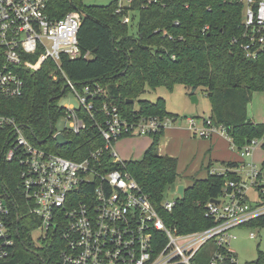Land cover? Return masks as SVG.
Here are the masks:
<instances>
[{
    "label": "trees",
    "instance_id": "16d2710c",
    "mask_svg": "<svg viewBox=\"0 0 264 264\" xmlns=\"http://www.w3.org/2000/svg\"><path fill=\"white\" fill-rule=\"evenodd\" d=\"M118 1L107 5H84L81 0H50L47 13L59 18L69 11H78L81 23L77 33L82 55L60 58V67L78 89L98 84L106 89L103 100L116 104L123 116L133 120L138 116H171L162 98L155 102L135 100L146 87H164L172 91L176 85L201 88L210 101L208 116L213 124L221 126L236 147L251 139L261 140L264 149V123L254 124L247 107L252 93L264 91V55L246 58L232 38L240 33L242 5L233 0H132L116 12ZM130 16L124 23L123 17ZM135 31L130 28L135 23ZM0 51V61H1ZM24 88L21 96H0V114L11 116L22 126L35 145L73 160L83 159L90 150L103 147V139L89 115H81L86 128L78 134H67L69 143L58 145L54 138L55 124L64 115L59 105L69 87L56 65L48 60L36 71L19 68ZM55 73L53 78L52 74ZM130 99L133 101L130 102ZM99 118L101 113H97ZM6 130L0 129V181L13 202V216L18 237L11 255L0 264H57L62 241L59 236L47 237L36 246L30 238L33 221L26 214L18 168L3 159L2 139ZM164 130L151 134L152 142L139 161L112 163L104 152L108 168L129 172L157 209L166 226L178 233L203 229L213 224L205 217V205L220 196L222 187L237 180L233 170L236 162L225 163L222 174L208 172L203 179H194L184 189L183 197L172 211L160 207L163 193L178 176L177 158L158 153L159 137ZM261 177L264 169L262 164ZM260 187V186H258ZM25 211V213H24ZM264 227V214L244 226ZM212 244L203 246L197 255L205 264ZM253 264H264V251H258Z\"/></svg>",
    "mask_w": 264,
    "mask_h": 264
},
{
    "label": "built area",
    "instance_id": "2783aa9c",
    "mask_svg": "<svg viewBox=\"0 0 264 264\" xmlns=\"http://www.w3.org/2000/svg\"><path fill=\"white\" fill-rule=\"evenodd\" d=\"M49 1L0 0V96H21L24 83L19 68L36 71L50 60L66 78L67 93L78 102L76 106H63L66 126L55 130L53 138L57 132L66 138L84 130L83 112L92 118L104 144L83 159H69L35 145L15 118L0 114V129L7 131L2 139L3 159L18 168L26 214L33 221L31 241L36 231L40 242L57 234L63 243L57 264H201L197 255L208 243L212 249L205 264H237L230 248L231 240L237 238L234 230L264 214V203L253 205L246 194L249 187L257 186L262 172L251 157L252 146L261 140L251 139L241 147L231 142L240 157L248 159H242L233 169L238 179L222 187L220 196L214 198L218 202L206 203L204 215L212 225L186 233L166 226L133 176L123 169L108 168L103 154L107 152L112 163L122 162L114 151L117 140L165 130L175 119L166 115L129 120L116 104L106 100L98 109L96 101L106 97V89L98 84L78 89L60 67L62 56L87 57L78 46L81 15L69 11L59 18L51 17L47 13ZM131 1L119 2L116 12ZM233 1L243 8L241 30L232 43L246 58L256 59L264 55V0ZM123 22L129 23L130 16L125 15ZM190 122L193 127L192 119ZM202 123L200 137L209 139L218 134L231 141L224 128L209 117L202 118ZM196 130L193 128L194 134ZM208 172L222 174L225 170ZM178 198L163 199L160 207L170 212ZM12 206L0 181V260L11 255L18 237L15 225L20 217L13 216ZM254 237L250 232L249 238Z\"/></svg>",
    "mask_w": 264,
    "mask_h": 264
},
{
    "label": "rangeland",
    "instance_id": "374dc122",
    "mask_svg": "<svg viewBox=\"0 0 264 264\" xmlns=\"http://www.w3.org/2000/svg\"><path fill=\"white\" fill-rule=\"evenodd\" d=\"M114 0H81L84 5H107ZM127 4V0H117ZM135 23L130 28L135 31ZM53 78L56 76L52 74ZM192 88L183 85H176L172 91L164 87L150 89L148 87L140 94L134 102L138 107V100H148L155 102L162 98L165 102L167 112L177 115L163 134L159 137L161 143L166 141L167 149L165 152L172 157L177 158L178 176L166 188L163 193V199L178 198V186H184V189L190 186L194 179H203L208 175L209 165L222 170V160L242 161L248 159L241 158L237 149H232L225 137L213 136L212 141L202 139L198 131L203 128L202 118L210 115V101L201 88L194 91L197 102H191ZM78 104L76 97L67 93L59 100V105L76 106ZM249 118L254 124L264 123V91H255L252 93L251 101L247 107ZM191 119L194 126H191ZM66 126L63 117L59 118L55 124V130L61 131ZM196 128V134L193 132ZM152 137L145 135H132L120 138L114 143V151L120 161H139L142 159L145 151L148 149ZM260 141L252 146L251 157L259 168H263L264 149ZM160 148L161 144H160ZM264 172V169H263ZM257 186L249 187L246 191L248 201L253 205L264 203V175ZM260 186V187H258ZM253 232L256 237L249 238V233ZM237 238L231 240L230 248L234 251L237 264H253L257 258L258 251H264V227L241 226L234 230ZM39 231L32 234V242L40 246L38 240Z\"/></svg>",
    "mask_w": 264,
    "mask_h": 264
},
{
    "label": "water",
    "instance_id": "95a60500",
    "mask_svg": "<svg viewBox=\"0 0 264 264\" xmlns=\"http://www.w3.org/2000/svg\"><path fill=\"white\" fill-rule=\"evenodd\" d=\"M196 90V87H192V91H191V102L196 103L197 99L196 96H194V91ZM133 100L130 99V102H132ZM54 140L58 145H65L67 143H69V141L65 138V136L61 133V132H57L54 135ZM264 175V172H263ZM183 193H184V186L180 185L178 186V194L180 196V198L183 197ZM210 202H218V200L216 199H210Z\"/></svg>",
    "mask_w": 264,
    "mask_h": 264
},
{
    "label": "crops",
    "instance_id": "0c3cea01",
    "mask_svg": "<svg viewBox=\"0 0 264 264\" xmlns=\"http://www.w3.org/2000/svg\"><path fill=\"white\" fill-rule=\"evenodd\" d=\"M219 136V137H222V136H220V135H218V134H214L213 136ZM213 136L211 137V138H209V139H205V138H202V139H205V140H208L209 142L210 141H212V139H213ZM227 141H228V143L230 144V147H231V141L230 140H228L227 139ZM160 144H161V147H162V149L160 148ZM167 144H166V141H163L162 143H161V141H160V139H159V143H158V153L160 154V155H169V154H167L166 152H165V150L167 149V147H165ZM232 148V147H231ZM232 149H235V148H232ZM169 156H171V155H169ZM229 161H233V160H229ZM229 161H225V160H222L221 162H222V170L221 169H216V168H214L213 167V165H209V166H212V167H208L209 169H216V170H219V171H224V170H226L227 169V167H226V165H225V163H227V162H229ZM234 162H236V167L241 163L240 161H234ZM235 167V168H236ZM208 169V170H209ZM262 177V176H261ZM261 177H259V179H258V181L259 180H261Z\"/></svg>",
    "mask_w": 264,
    "mask_h": 264
}]
</instances>
